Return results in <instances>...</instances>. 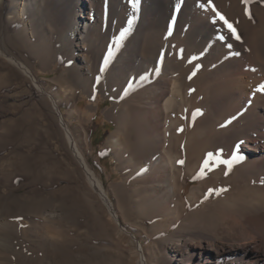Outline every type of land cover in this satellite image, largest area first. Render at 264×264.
Wrapping results in <instances>:
<instances>
[{
  "label": "rangeland",
  "instance_id": "obj_1",
  "mask_svg": "<svg viewBox=\"0 0 264 264\" xmlns=\"http://www.w3.org/2000/svg\"><path fill=\"white\" fill-rule=\"evenodd\" d=\"M12 6V0L0 1V47L27 65L43 89L0 53V264H7V261L10 264H141L138 244L148 264H177L170 258L178 248L179 239L188 229V223L201 220L205 213L200 205L209 203L210 199L195 208L188 207L193 187L200 182L197 177L183 180L176 195L187 200V207L179 202L178 209L167 211L157 223L147 219L144 224L146 214L152 216L162 210L138 202L134 192H123L127 187L136 186L135 178L130 177L126 168L125 159H129L131 153L124 155V144L118 149L110 141L120 127L128 132L129 138L125 139L129 142H134L137 134L133 123L122 116L123 104L131 98L130 94L111 86L108 80L111 65L108 56L117 50L119 38L104 41L107 55L99 70L100 76L83 81L73 73V61L58 27L38 16L12 15L9 12ZM213 6L220 16L227 18L237 35L247 37L246 45L250 49L253 39L248 29L254 23H248L245 29L239 24L240 17L252 19L243 0H214ZM30 7H33L31 2L27 5ZM255 12L257 17L262 16L264 3L258 5ZM238 26L240 28H236ZM148 34L144 55L152 53L155 56L152 49L166 54L168 49L172 60L187 48L180 68L183 81L188 85L186 90L196 104L192 116L190 112L189 118L186 114L185 124L176 134L181 135L187 124L205 115L193 139L204 140L206 157H210L209 154L217 159L230 157L225 146L218 147L214 134L219 130L209 125L210 111L202 104L211 99L212 83L218 74L215 67L202 69L198 59L190 55L192 50L180 34L171 32L166 37L162 29ZM256 86L259 89L261 83ZM49 96L58 102L64 119H60ZM63 123L68 125L89 166L102 179L121 221L114 219L89 182ZM188 127L190 131L194 129L192 124ZM191 136L192 133L188 141ZM186 142L182 139L181 143ZM182 147L179 146V150ZM234 163L231 161V166ZM236 172L243 177L240 187L255 184L247 171ZM250 192V196L241 200L226 198L223 194L218 197L224 200L225 208L239 205L248 210L255 189ZM172 240L177 245L172 247ZM6 247H12L11 251H6Z\"/></svg>",
  "mask_w": 264,
  "mask_h": 264
},
{
  "label": "bare ground",
  "instance_id": "obj_2",
  "mask_svg": "<svg viewBox=\"0 0 264 264\" xmlns=\"http://www.w3.org/2000/svg\"><path fill=\"white\" fill-rule=\"evenodd\" d=\"M213 1L140 0L138 8L133 9L130 0H12L9 12L22 18L38 16L53 22L73 61L74 75L83 81L98 78L107 55L104 41L119 38L117 50L108 56L111 63L108 80L111 86L130 94L131 98L123 104L122 116L133 123L137 134L136 140L129 142L125 139L128 132L120 127L110 141L118 149L124 144L123 154L131 153V157L125 159L126 168L130 177L135 178L136 186L133 189L127 187L123 192H134L138 202L162 210L152 216L146 214L144 224L147 219L157 223L160 216L177 208L179 202L187 207V200L176 195L183 180L197 177L200 182L193 187L188 207L195 208L210 199L209 203L200 205L204 216L188 223L178 245L172 240V247L176 244L178 248L170 261L177 264H264V91H259L256 86L257 83L264 85V13L260 17L255 14L256 7L264 0H248L246 5L252 19L240 17L239 24L244 29L248 23H254L248 29L252 33L249 37L253 39L250 49L246 45L247 37L241 35L237 40L229 30L217 7H213ZM30 2L33 7L27 8ZM130 20H133L131 24ZM157 29H162L164 36L171 32L182 35L192 50L190 55L198 59L202 69L215 67L218 74L212 83L211 99L200 103L210 111L209 125L219 130L214 134L218 147L225 146L230 157H206L204 140L193 139L195 129L202 126L205 115L187 124L182 136L176 134L185 124L184 117L188 112L191 114L196 104L186 90L188 85L183 81L180 68V60L187 54V48L172 60L168 49L166 54L152 49L155 56L148 49L151 56L144 55L148 33ZM0 53L43 89L27 65L1 47ZM49 97L60 119H64L58 102L53 96ZM187 116L189 118V114ZM190 124L194 125L192 131L188 130ZM62 125L89 182L114 219L121 221L102 179L77 147L68 125ZM181 137L187 141L185 144L181 143ZM179 146L183 147L179 150ZM231 161L235 162L233 166H229ZM239 170L247 171L255 184L240 187L243 177L237 176ZM252 189L255 193L251 194L248 210L239 205L225 208L224 200L218 197L223 194L226 198L241 200ZM132 237L138 241L135 235ZM136 246L142 254L140 263L148 264L141 244ZM11 248L6 247V251Z\"/></svg>",
  "mask_w": 264,
  "mask_h": 264
},
{
  "label": "snow or ice",
  "instance_id": "obj_3",
  "mask_svg": "<svg viewBox=\"0 0 264 264\" xmlns=\"http://www.w3.org/2000/svg\"><path fill=\"white\" fill-rule=\"evenodd\" d=\"M211 2V0H209V3ZM243 2L245 3V4H247L248 3V0H243ZM130 3L132 4V7H133V9H137L138 8V6H139V3H140V0H130ZM201 7H204V5L202 4L201 5ZM214 7V6H213ZM222 20H224V22L227 24L228 23V21L223 17V16H221L220 17ZM134 19V18H133ZM133 22V20H130L129 21V24H131ZM228 27H229V30L234 34V35H236V39L237 40H239L240 39V37H239V35H237L236 34V29L231 25V24H228ZM121 39H123V34L121 35ZM259 91H264V85H261L260 87H259V89H258ZM210 155V157H211V154H209ZM237 159H242V157H237ZM208 165L206 164V167H207ZM229 166H231V164L229 165Z\"/></svg>",
  "mask_w": 264,
  "mask_h": 264
}]
</instances>
